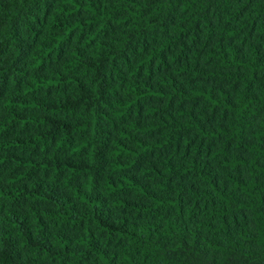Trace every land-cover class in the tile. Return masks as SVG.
<instances>
[{
    "label": "trees",
    "instance_id": "16d2710c",
    "mask_svg": "<svg viewBox=\"0 0 264 264\" xmlns=\"http://www.w3.org/2000/svg\"><path fill=\"white\" fill-rule=\"evenodd\" d=\"M0 264H264V0H0Z\"/></svg>",
    "mask_w": 264,
    "mask_h": 264
}]
</instances>
